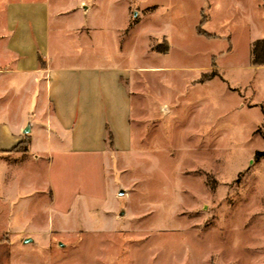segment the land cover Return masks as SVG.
Instances as JSON below:
<instances>
[{
  "label": "rangeland",
  "instance_id": "rangeland-1",
  "mask_svg": "<svg viewBox=\"0 0 264 264\" xmlns=\"http://www.w3.org/2000/svg\"><path fill=\"white\" fill-rule=\"evenodd\" d=\"M89 5L78 31L124 68L132 148L58 170L1 151L0 264H264V0Z\"/></svg>",
  "mask_w": 264,
  "mask_h": 264
},
{
  "label": "crops",
  "instance_id": "crops-1",
  "mask_svg": "<svg viewBox=\"0 0 264 264\" xmlns=\"http://www.w3.org/2000/svg\"><path fill=\"white\" fill-rule=\"evenodd\" d=\"M89 1L0 0V110L14 117L12 129L0 130V155L56 158L58 170L66 155L92 152L111 166L132 148L124 68L112 43L100 55L78 31Z\"/></svg>",
  "mask_w": 264,
  "mask_h": 264
},
{
  "label": "trees",
  "instance_id": "trees-1",
  "mask_svg": "<svg viewBox=\"0 0 264 264\" xmlns=\"http://www.w3.org/2000/svg\"><path fill=\"white\" fill-rule=\"evenodd\" d=\"M259 52L261 55H259ZM252 61L254 64H264V39H258L256 40L252 45ZM215 75H211L208 77L212 78ZM264 156V151H257L256 152V159Z\"/></svg>",
  "mask_w": 264,
  "mask_h": 264
},
{
  "label": "water",
  "instance_id": "water-1",
  "mask_svg": "<svg viewBox=\"0 0 264 264\" xmlns=\"http://www.w3.org/2000/svg\"><path fill=\"white\" fill-rule=\"evenodd\" d=\"M24 132H25V133H28V132H29V129H26ZM124 192H125V190H124L123 188H121V189L119 190V194H120V195H122ZM28 241H30V239H28Z\"/></svg>",
  "mask_w": 264,
  "mask_h": 264
}]
</instances>
